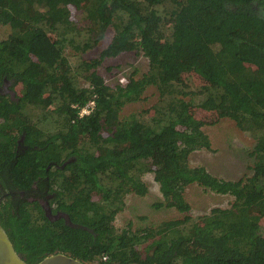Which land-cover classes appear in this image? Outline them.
Returning a JSON list of instances; mask_svg holds the SVG:
<instances>
[{
    "label": "trees",
    "instance_id": "1",
    "mask_svg": "<svg viewBox=\"0 0 264 264\" xmlns=\"http://www.w3.org/2000/svg\"><path fill=\"white\" fill-rule=\"evenodd\" d=\"M161 10L172 21L168 34ZM0 26L9 29L0 38V81L13 78L21 90L18 102L0 103L7 133L0 183L26 197H35L33 184L47 189L50 206L71 223L50 220L35 199L3 203L0 224L22 259L64 253L85 264H264V0H0ZM108 27L114 35L99 56L73 68L64 54L65 42L75 46L71 34L94 36L84 50ZM127 51L145 56L148 69L111 88L96 68ZM185 74L196 77L199 93L177 84ZM149 86L158 99L146 116L120 117ZM89 101L90 113L80 116ZM25 107L44 113L35 118ZM197 110L232 119L254 140L249 176L226 180L189 164L193 151L211 148ZM14 128L31 148L9 158ZM145 172L163 197L155 206L187 212L184 191L193 183L233 201L196 218L117 228L124 197L148 192Z\"/></svg>",
    "mask_w": 264,
    "mask_h": 264
},
{
    "label": "rangeland",
    "instance_id": "2",
    "mask_svg": "<svg viewBox=\"0 0 264 264\" xmlns=\"http://www.w3.org/2000/svg\"><path fill=\"white\" fill-rule=\"evenodd\" d=\"M161 14L165 15L166 12L161 10ZM171 25L170 17L165 15L162 27L166 34L170 31ZM8 32V27L0 26V38L6 37ZM71 35H74L75 46L78 45V48L65 42L64 54L74 68L83 60L89 61L97 58L111 41L114 29L108 27L101 40L84 50L81 49V45L92 40L94 36H91L87 29L80 30L76 34L73 32ZM147 69L148 62L145 56L135 51H127L103 59L96 71L107 85L114 88L117 84H124L131 75L135 78L140 77ZM177 84L188 91L197 93L201 88L196 77L191 74H185ZM20 92V88L17 89V93L20 94ZM157 99L158 92L155 87L149 86L142 99L125 104L119 115L126 117L135 113L137 116L140 114L146 116V114H142L143 111L153 105ZM24 111L35 118L44 113V111L32 110L31 107H25ZM195 114L196 117L205 121L203 130L210 139L211 148L193 151L189 156V164L204 166L211 174L226 180H237L249 176L253 162L249 151L254 145V140L240 130L230 118H219L214 112L205 110H197ZM142 179L148 187V192L143 196L128 193L124 197V206L114 219L117 228H123L130 224L131 228L135 230L154 227L166 220L183 219L185 216L196 218L208 214L212 208H226L233 201V196L229 194L208 191L193 183L188 185L184 191V197L190 205L187 212H180L173 207H159L155 204L163 197L159 191V185L154 179V174L145 172Z\"/></svg>",
    "mask_w": 264,
    "mask_h": 264
},
{
    "label": "flooded vegetation",
    "instance_id": "3",
    "mask_svg": "<svg viewBox=\"0 0 264 264\" xmlns=\"http://www.w3.org/2000/svg\"><path fill=\"white\" fill-rule=\"evenodd\" d=\"M14 80L13 78H8V77H3L2 80L0 81V103L3 104V102H18V93L16 90L15 85L13 84ZM4 122V118L0 117V124ZM45 122H39V127L42 128V125H44ZM15 129V128H14ZM6 135V136H5ZM7 137V133L5 131H0V141H4L5 138ZM11 137H15L14 145H13V151L9 153V158H13L16 156L17 152H22L26 151L27 149L31 148L29 142V138L27 137L26 133L24 131L18 130L17 128L12 131ZM35 144V143H34ZM36 146V145H35ZM73 157H69L63 164L58 165L54 161H50L47 164V168L45 169L47 172L50 171L52 168H58V167H64L66 163L73 161ZM2 172L5 173L4 167H2V171L0 173V178H2ZM7 177V174H6ZM47 180V176L44 177ZM35 190L32 192V194L35 197H26V192L23 190H15V189H10L8 187H3L2 184L0 183V211H2L3 208V203L6 201H11L16 206H18L19 199L25 198L29 201L32 202L34 199L38 201V204L40 205L41 208H49L51 213V220H56V219H65L67 218V215L61 210H56L50 206V201L53 199V194L47 192V189L44 191H41L40 189L36 188V186L33 184ZM45 214V213H44Z\"/></svg>",
    "mask_w": 264,
    "mask_h": 264
},
{
    "label": "water",
    "instance_id": "4",
    "mask_svg": "<svg viewBox=\"0 0 264 264\" xmlns=\"http://www.w3.org/2000/svg\"><path fill=\"white\" fill-rule=\"evenodd\" d=\"M44 213L47 218L51 220V213L49 208H44ZM65 222L71 225L67 216ZM0 264H28L15 251L12 242L10 241L5 229L0 224ZM34 264H85L82 261L71 257L64 253H54L48 255Z\"/></svg>",
    "mask_w": 264,
    "mask_h": 264
},
{
    "label": "built area",
    "instance_id": "5",
    "mask_svg": "<svg viewBox=\"0 0 264 264\" xmlns=\"http://www.w3.org/2000/svg\"><path fill=\"white\" fill-rule=\"evenodd\" d=\"M93 105H94V102H93V101H89V102H87L86 105H84L83 107H81V108L79 109V115H80V116H83V115H87V114H89L90 111H91V109H92V107H93ZM102 258H103V259H106L107 256L104 255Z\"/></svg>",
    "mask_w": 264,
    "mask_h": 264
}]
</instances>
